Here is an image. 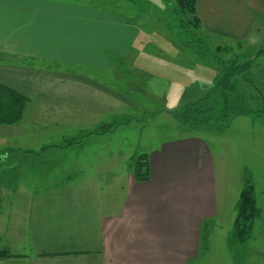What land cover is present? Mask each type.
<instances>
[{
    "label": "crops",
    "instance_id": "obj_1",
    "mask_svg": "<svg viewBox=\"0 0 264 264\" xmlns=\"http://www.w3.org/2000/svg\"><path fill=\"white\" fill-rule=\"evenodd\" d=\"M92 1L0 0V84L30 100L25 113L61 81L73 96L76 83L91 81L83 70L108 69L140 42L146 28L136 11L130 22ZM197 13L210 38L264 49V0H197ZM259 62L243 81L264 94ZM148 155L146 183L129 171L107 184L56 174L34 184L38 196L0 181V250L9 254L0 264H200L203 223L218 217L209 148L188 133Z\"/></svg>",
    "mask_w": 264,
    "mask_h": 264
},
{
    "label": "rangeland",
    "instance_id": "obj_2",
    "mask_svg": "<svg viewBox=\"0 0 264 264\" xmlns=\"http://www.w3.org/2000/svg\"><path fill=\"white\" fill-rule=\"evenodd\" d=\"M132 1H138L142 12L131 0L94 2L107 13L121 11L130 22L131 13L140 15L139 24L146 29L135 49L108 69L81 71L91 81L81 88L76 83L73 96L67 92L71 82H59L49 91L51 98L33 102L17 130H0V181L22 182L25 190L37 191L36 195L43 191L45 179L56 174H80L83 183L100 179L106 184L119 182L128 173L130 158L150 154L181 135L175 112L216 91L217 66L205 64L189 51L185 35L170 18L175 0ZM206 40L213 48H224L220 55L224 60L260 48L210 38L209 34ZM237 82L247 93L248 105L263 106L264 94L243 79ZM23 133L26 135L18 137ZM193 135L206 143L213 159L218 207L209 232V252H202L200 264H264V124L241 116L223 131L205 128ZM49 146L64 149H48L42 156V148ZM247 181L255 187L262 218L255 224L251 240L231 249L228 243L236 206ZM34 184L42 186L36 190ZM118 185L110 189L117 192ZM10 190L12 195L15 189Z\"/></svg>",
    "mask_w": 264,
    "mask_h": 264
},
{
    "label": "trees",
    "instance_id": "obj_3",
    "mask_svg": "<svg viewBox=\"0 0 264 264\" xmlns=\"http://www.w3.org/2000/svg\"><path fill=\"white\" fill-rule=\"evenodd\" d=\"M130 4L137 6L136 9L142 12L138 1L131 0ZM172 10L170 18L175 19L178 30L185 35V44L189 51L205 64L216 65L219 71L214 93H209L174 113L179 132L183 135L205 128L223 131L241 116L249 117L254 124H264V103L260 108L248 105L247 93L241 90L237 82L238 79L245 80V73L258 65L259 60L264 57V49L250 55H235L231 60H224L220 56L224 48H213L206 40L207 35L197 13V0H175V8ZM29 101L27 97L0 84V126L19 125ZM127 166L138 183L150 181L148 154L130 158ZM254 188V185L247 181L240 194L233 232L228 243L231 249L247 244L253 236L255 224L262 218V209L257 204ZM213 226L211 219L203 223V253L208 251L209 232ZM8 256L7 251L0 250V259Z\"/></svg>",
    "mask_w": 264,
    "mask_h": 264
}]
</instances>
